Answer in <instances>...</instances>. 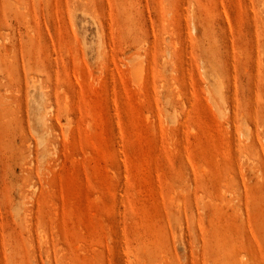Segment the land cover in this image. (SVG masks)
Returning a JSON list of instances; mask_svg holds the SVG:
<instances>
[{
    "label": "rangeland",
    "instance_id": "374dc122",
    "mask_svg": "<svg viewBox=\"0 0 264 264\" xmlns=\"http://www.w3.org/2000/svg\"><path fill=\"white\" fill-rule=\"evenodd\" d=\"M0 264H264V0H0Z\"/></svg>",
    "mask_w": 264,
    "mask_h": 264
}]
</instances>
